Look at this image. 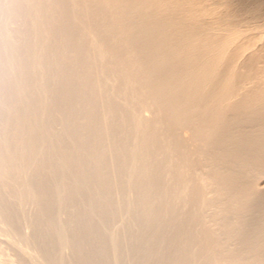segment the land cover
<instances>
[{
	"label": "bare ground",
	"instance_id": "6f19581e",
	"mask_svg": "<svg viewBox=\"0 0 264 264\" xmlns=\"http://www.w3.org/2000/svg\"><path fill=\"white\" fill-rule=\"evenodd\" d=\"M168 3L0 0V229L19 263L26 245L37 264H264V43Z\"/></svg>",
	"mask_w": 264,
	"mask_h": 264
},
{
	"label": "rangeland",
	"instance_id": "374dc122",
	"mask_svg": "<svg viewBox=\"0 0 264 264\" xmlns=\"http://www.w3.org/2000/svg\"><path fill=\"white\" fill-rule=\"evenodd\" d=\"M167 3H168V1L169 0H165ZM171 1L172 2H176V7H174L172 4H170L171 3ZM171 1H169V3L167 4L168 6L170 5V7H168L166 4V6H160L159 8H160V10H163L164 9V11H160V10H158V12L160 11V14L162 15V14H164V15H168V16H174L175 14L177 15V16H179L180 14L179 13H181V12H178V14L177 13H175V11L177 10V11H186V10H189V11H186V12H183L184 13V15L185 16H187V13H189L190 12V10H191V12L192 11H194V7L190 4V3H192L193 2V0L191 1H189L188 3L190 4V6H189V4H187L185 1L186 0H184V2L186 3V7H193V8H184V7H182L181 9L179 8V10L178 9H175V8H177V5L178 6H182L179 2H182L183 0H171ZM196 1V0H195ZM195 1H194V6L196 7V8H198V9H196V10H203L204 12H202L201 14H200V11H199V15L197 14V13H195V12H198V11H195V12H193V13H195L196 15H197V17L195 16V14H191V17L192 18H194L192 15H194L196 18H198L199 17V19H201V20H203V19H206V20H203V22L205 21V22H207V21H209V20H211V22H207V23H205V25L206 24H208V23H210V25L212 24H214L213 26H210V28H209V26H207L206 25V27L207 28H209V30H211V32H215L216 34L218 33V34H220L221 32L220 31H222L223 33H226L227 31V29H222L221 28V26H225V24H223L224 22L225 23H228V22H230V24H236L237 26H239V28L235 25V27H234V30L236 31V29H238L239 31L241 30V29H248L249 28V30L248 31H246V30H243L244 32H246V33H248V34H244L242 31L240 32V33H242V34H244L243 36L241 35V34H239V31H238V33H236L235 34V32H233L232 31V29H231V27H232V25H230V28H229V26H228V29H230L232 32H228V33H230V34H232V35H229V37H231V38H236L237 36V40L235 39H232L231 41H235V42H237V43H239L240 42V39L242 40V39H244V36H247V35H249L250 33L252 34H257V33H259V35L257 34V36L256 37H258V38H256L255 37V39L253 40V44L252 45H254V46H250L251 48H255V47H258V46H260V43H264V0H198V3H197V1H196V3H195ZM174 2V3H175ZM180 5H179V4ZM185 3H184V5H185ZM182 4H183V2H182ZM199 4V5H198ZM212 4V5H211ZM214 4V5H213ZM223 4V5H222ZM164 5V4H163ZM172 5V6H171ZM183 5V6H184ZM188 5V6H187ZM205 5L206 6H208V7H206L205 8ZM212 7H211V6ZM217 5V6H216ZM204 6V7H203ZM169 9V13H171V14H169V13H167L168 12V9ZM174 8V10H172ZM184 8V10H182ZM203 8H205V9H203ZM209 8V9H208ZM228 8V9H227ZM186 9V10H185ZM207 9V10H206ZM213 9V10H212ZM217 9V10H216ZM237 9V10H236ZM167 10V11H166ZM172 10V11H171ZM216 10V11H215ZM174 11V12H173ZM176 11V12H177ZM161 12H163V13H161ZM164 12H166V13H164ZM207 13V14H206ZM215 13V14H214ZM224 13V14H223ZM233 13H234V15H233ZM174 14V15H173ZM182 14V13H181ZM190 14H188V16L190 15ZM175 15V16H176ZM183 15V14H182ZM213 15V16H212ZM233 15V16H232ZM174 16V17H175ZM187 16V17H188ZM200 16H202L201 18H200ZM216 16V17H215ZM223 16V17H222ZM210 17V18H209ZM232 17V18H231ZM235 17V18H234ZM203 18V19H202ZM215 18V19H214ZM220 18H222L221 20H220ZM208 19V20H207ZM227 19V20H226ZM194 20H195V18H194ZM201 20H198V21H200L201 22ZM223 20V21H222ZM229 20H231V21H229ZM221 21V22H220ZM236 21V22H235ZM239 21V22H238ZM196 22H197V19H196ZM203 22H201V23H203ZM214 22V23H213ZM223 22V23H222ZM242 22V23H241ZM193 23V22H192ZM218 23H219V25H218ZM252 23V24H251ZM254 23V24H253ZM258 23V24H257ZM262 24V25H261ZM248 26V28H246ZM257 26V27H256ZM190 27V26H189ZM212 27H214V28H212ZM192 28V27H191ZM190 28V29H191ZM225 28V27H224ZM227 28V27H226ZM188 29V28H187ZM189 29V31H191ZM220 30V31H219ZM223 30H225V31H223ZM230 30H228V31H230ZM251 30V31H250ZM258 30V31H257ZM188 31V30H187ZM257 31V32H256ZM237 32V31H236ZM236 36H235V35ZM240 35V36H239ZM243 37V38H242ZM261 37V38H260ZM229 40H230V38H229ZM230 41V42H231ZM239 41V42H238ZM261 41V42H260ZM229 41H228V44L230 43ZM234 42V44L233 45H235V44H237V43H235ZM255 44H258V46L257 45H255ZM231 47H227L228 49H231L232 47H233V45H232V42H231ZM229 45V46H230ZM250 47H246V48H244L242 51H243V53L241 52V55H240V57L239 58H242V57H244V56H246V54L249 52V49H250ZM249 48V49H248ZM248 50V51H247ZM251 50V49H250ZM244 51H245V53H244ZM242 54H244L243 56H242ZM146 108H144L143 109V113L145 114V115H151V112L149 111V109H146ZM149 112V113H148ZM187 129V130H186ZM190 129H188L187 127L186 128H184L183 129V134L184 135H186V136H188L189 134H190V131H189ZM189 133H188V132ZM258 175H261V174H258ZM261 177V178H260ZM262 177H264V176H258V177H256V179H257V181L258 182H260V181H264V178H262ZM255 179V180H256ZM259 179V180H258ZM28 205H30V204H26V207L28 206ZM28 209L30 208V206L29 207H27ZM1 222V221H0ZM1 226H4V223L2 222V223H0V227ZM29 227V226H28ZM30 228V227H29ZM29 228H27L26 226H25V228H24V230H26V232H29L30 231V229ZM260 229H256V231L255 232H260L259 231ZM262 230V232H260V234H261V237H259V238H264V228H262L261 229ZM2 232V233H1ZM5 232H3V230L2 229H0V253H1V255H0V264H10V263H12V264H21V263H19L20 261H19V254H17V252L15 251V249L16 248H18V246H15V244L14 243H11V240H10V243H9V240H7L8 239V235L7 234H5ZM257 234V233H256ZM8 237H7V236ZM258 236H260L259 234H258ZM5 239H6V241H5ZM228 240V239H227ZM226 239H225V241H227ZM5 243H7V244H5ZM9 243V244H8ZM3 244V245H2ZM6 245H8V247L6 248ZM11 245V246H10ZM12 246H14V247H16L15 249H14V247H12ZM12 247V248H11ZM249 247H251V246H247V248H246V250H244V256L243 257H245V256H248V253H250V252H252L253 250H254V247L252 248L251 247V249L249 248ZM7 250H6V249ZM9 248V249H8ZM11 248V249H10ZM14 251H13V250ZM23 249H25V250H23V251H25L24 253H23V255H25V256H23L26 260L28 259V257H30L31 256V258H29L28 260L29 261H31L30 262V264L32 263H35V264H37V262H35V261H38V259H39V256H38V254L35 252V251H32V249L29 247L28 248V246H26V245H23ZM26 249H28V250H26ZM30 249H31V251H30ZM4 250V251H3ZM17 250V249H16ZM68 250V249H67ZM67 250H65V251H67ZM3 251V252H2ZM17 251H19V249L17 250ZM219 251V250H218ZM221 251V250H220ZM20 252V251H19ZM18 252V253H19ZM30 252V253H29ZM33 252V253H32ZM4 253H6V255L4 254ZM28 253V256L26 255ZM32 253V254H31ZM37 255H36V254ZM8 254V255H7ZM10 254V255H9ZM34 254V255H33ZM30 255V256H29ZM36 256V257H35ZM35 257V258H34ZM16 258H17V260H16ZM31 259V260H30ZM7 260V261H6ZM4 261V262H3ZM34 261V262H33ZM6 262V263H5ZM8 262V263H7Z\"/></svg>",
	"mask_w": 264,
	"mask_h": 264
}]
</instances>
